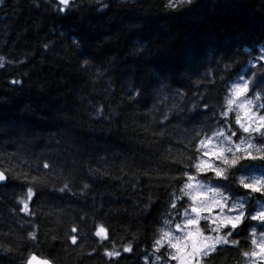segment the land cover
<instances>
[{
	"label": "trees",
	"instance_id": "1",
	"mask_svg": "<svg viewBox=\"0 0 264 264\" xmlns=\"http://www.w3.org/2000/svg\"><path fill=\"white\" fill-rule=\"evenodd\" d=\"M73 3L65 14L58 0L0 3V170L8 176L0 264H26L33 254L53 264H146L154 239L177 218L171 203H189L178 171L185 165L197 181L224 189L229 205L243 204L250 225L236 229L239 246H218L210 264H245L252 229L264 232L250 220L264 211V196L239 180H264V161L218 163L228 177L221 180L195 171L203 157L193 145L227 143L226 124L239 111L231 106L227 121L222 113L236 82L264 92V0ZM222 127L224 137L216 135ZM101 227L108 239L95 235Z\"/></svg>",
	"mask_w": 264,
	"mask_h": 264
},
{
	"label": "snow or ice",
	"instance_id": "2",
	"mask_svg": "<svg viewBox=\"0 0 264 264\" xmlns=\"http://www.w3.org/2000/svg\"><path fill=\"white\" fill-rule=\"evenodd\" d=\"M3 0H0L2 3ZM181 3L193 4L194 0H180ZM167 6L175 7L172 0H169ZM106 7V5H104ZM69 10H74L73 0H58L57 11L59 14H65ZM144 29L141 27L138 31L133 33L134 43L139 44L145 39ZM264 48V45H261ZM139 51V49H136ZM257 62L261 68H264V55L258 57ZM18 83V81H13ZM264 86V85H262ZM248 94H251L259 103H253L252 100L247 99ZM245 97V103L240 104L239 107L242 110L243 115L236 113L232 122L226 124L227 136L225 137L228 144L227 148L210 149V139H201L198 145L194 144L197 152L201 154L203 159L199 163L194 165L195 171L202 175L207 176L209 173L217 179H228L225 174V170L217 166V161L223 165H232L235 167L239 160H256L259 158L264 161V155L254 154V144L246 142L242 138V134H247L260 144V148L257 151L264 152V92L256 90L255 85H250L248 82L243 84H236L233 88V99L228 101V111L222 113L223 117L227 121L229 112L232 111V105L239 97ZM208 107L204 104V108ZM167 119V117H165ZM179 120V117H176ZM216 135L221 137L225 136V129L222 127ZM44 167H48L47 164ZM189 165H185L184 168L178 169L181 174L186 177L188 183L185 184V188L192 189L194 185L191 183L197 179L196 175L190 174L187 170ZM8 176L4 172H0V183L7 182ZM240 186L250 193H259L264 196V180H253L252 182H245L243 178L239 180ZM88 187L87 184L84 185ZM67 190V185L60 189L61 192ZM183 191V190H181ZM215 192L217 189H211ZM29 199L35 197L39 200V193H36L32 188L27 191ZM202 199L200 195L192 198L191 203L182 202L179 207L177 203H171V208L175 211L179 222H175L174 230L164 231L159 234V238L154 239V246L156 253H159L157 259L162 261V264H210V259L214 254H218V246L228 245L231 243L234 246H239V239L234 237L236 229L241 225L245 226V230L250 226L245 224L246 213L243 210L244 205L241 204L239 209L235 206H230L228 203V197H223L220 200H215L211 204H196V200ZM23 211L28 210V203L23 205ZM232 213H235L232 215ZM251 221H257L260 225H264V211L258 212L254 215H250ZM203 222V223H202ZM226 230L224 236L219 235L222 231ZM76 231L75 228L72 229ZM33 239L35 235L30 233ZM96 236H102L104 239H108L107 229L101 227L95 232ZM238 235V234H237ZM251 244L258 248L251 252H244L245 256L258 257V264H264V241L258 242L254 237L256 236V229L253 228ZM264 236V232L261 233ZM229 238H232L231 241ZM247 239V238H246ZM71 242L76 243V236L71 237ZM123 252H132V246H126L123 248ZM107 256L119 258L120 252H107ZM26 264H50L48 260H41L36 255H31L26 261Z\"/></svg>",
	"mask_w": 264,
	"mask_h": 264
},
{
	"label": "rangeland",
	"instance_id": "3",
	"mask_svg": "<svg viewBox=\"0 0 264 264\" xmlns=\"http://www.w3.org/2000/svg\"><path fill=\"white\" fill-rule=\"evenodd\" d=\"M173 3L175 2H180V0H172ZM245 83V81H240V82H236L233 86H232V97L231 99H233V88L236 84H243ZM245 103V97L241 96L238 99L235 100V103H233V107L237 108L239 113L241 115H243L241 108L239 107L240 104ZM211 140V144L209 145L210 149H215V148H219V149H223V148H227L228 144L224 143L223 140L220 138V140H222V142H220L217 137L216 138H209ZM207 140V139H206ZM217 164L220 163L219 161L216 162ZM253 180H260V178L258 177H251V178H247L246 181L247 182H252ZM194 187L192 189H187L186 188V194L189 197V203L192 202V198L200 195L202 199L196 200V204H211L213 203V201L215 200H220L223 197H227L224 191V189L219 188L217 186H214L212 184H207V183H201L197 180L192 181L191 182ZM211 189H217V191L213 192L211 191ZM229 203V201H228ZM239 204L240 203H234V205H230V206H235L237 209H239ZM235 213H232V215H234ZM175 222H179L178 218H175V221H169L163 228L162 232L164 231H169V230H174V224ZM203 223V222H202ZM226 234V233H225ZM223 233V231L221 233H219V235L224 236L225 235ZM255 239H257L258 242L260 241H264V236L260 234H257L255 236ZM257 250L258 248L256 246L253 245V249L252 250ZM152 256L146 260V264H162V261L157 259V256L159 255V253H156V251L154 250V252H152L151 254ZM259 258L258 257H250L248 256V260L245 262V264H258Z\"/></svg>",
	"mask_w": 264,
	"mask_h": 264
},
{
	"label": "water",
	"instance_id": "4",
	"mask_svg": "<svg viewBox=\"0 0 264 264\" xmlns=\"http://www.w3.org/2000/svg\"><path fill=\"white\" fill-rule=\"evenodd\" d=\"M0 172H2L1 170H0ZM5 174V173H4ZM7 182H3V183H0V186L1 185H5ZM37 256V255H36ZM39 259H41V260H48V259H45V258H41V257H39V256H37ZM48 261H50V260H48ZM50 264H53L51 261H50Z\"/></svg>",
	"mask_w": 264,
	"mask_h": 264
},
{
	"label": "bare ground",
	"instance_id": "5",
	"mask_svg": "<svg viewBox=\"0 0 264 264\" xmlns=\"http://www.w3.org/2000/svg\"><path fill=\"white\" fill-rule=\"evenodd\" d=\"M3 172V171H2Z\"/></svg>",
	"mask_w": 264,
	"mask_h": 264
}]
</instances>
